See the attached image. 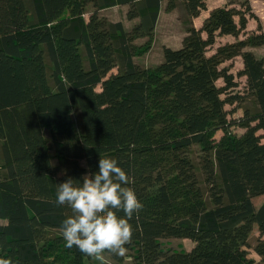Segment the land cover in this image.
I'll return each instance as SVG.
<instances>
[{
    "label": "trees",
    "instance_id": "trees-1",
    "mask_svg": "<svg viewBox=\"0 0 264 264\" xmlns=\"http://www.w3.org/2000/svg\"><path fill=\"white\" fill-rule=\"evenodd\" d=\"M165 1L168 11L179 1L191 25L162 62L141 66L136 56L152 48ZM207 1L0 0V260L260 264L249 255L255 226L264 260V202L253 201L264 195V57L250 49L264 45V30L261 22L248 30L259 20L249 0L241 8L228 0L196 27ZM119 5L132 28L100 14ZM227 104L243 114L231 118ZM105 156L119 161L143 204L126 254L105 251L114 262L65 246L72 210L55 202L57 183L82 180ZM163 238L194 245L176 249Z\"/></svg>",
    "mask_w": 264,
    "mask_h": 264
},
{
    "label": "clouds",
    "instance_id": "clouds-1",
    "mask_svg": "<svg viewBox=\"0 0 264 264\" xmlns=\"http://www.w3.org/2000/svg\"><path fill=\"white\" fill-rule=\"evenodd\" d=\"M57 184L56 204L72 210L62 222L65 246L90 257L106 250L124 256L133 236L130 221L143 204L119 161L100 157L97 171L83 175L82 180L69 178Z\"/></svg>",
    "mask_w": 264,
    "mask_h": 264
},
{
    "label": "rangeland",
    "instance_id": "rangeland-1",
    "mask_svg": "<svg viewBox=\"0 0 264 264\" xmlns=\"http://www.w3.org/2000/svg\"><path fill=\"white\" fill-rule=\"evenodd\" d=\"M235 4V6L241 8V2L243 0H232ZM252 6V9L254 13L258 16L259 20L256 19H249L248 22V30L249 31H258V23L261 22L262 29L264 30V0H249ZM167 1L164 2L163 6H166ZM178 6L176 9H173L171 11H168L163 7L157 27L155 29L154 34V42L152 48L143 55L136 56V61L139 65L148 67V66H155L158 63H160L161 60L164 59V47L169 46L172 48H178L182 45V41L184 36L187 33V28L191 25V22L189 19H187V16L185 15V12L183 10V7L181 6L180 2L178 1ZM126 9H125V8ZM124 10L127 14V7L124 6ZM93 8L92 3H89L88 5V12H90ZM102 16H105L107 20H113V19H119L124 18L125 25L128 29L132 28L135 21L129 20L127 16L124 14L123 9L121 6H116L112 8H105L103 11H100ZM204 14V13H203ZM86 16H89V13L86 14ZM238 18V17H237ZM192 24H195L192 19ZM198 27L200 25L198 24ZM242 37V36H241ZM235 40V37L229 35L218 38V42L216 45L220 43L225 42H232ZM141 41V40H139ZM252 51L255 52V54L259 57H264V45L259 47H251ZM85 54V52H84ZM85 63L87 64V57L84 55ZM243 68V60L241 57H236L233 63V71L238 72ZM239 80H241V87L238 88V90H244V84L246 81V77H237ZM219 84H223V80L219 81ZM99 89V86L97 87ZM227 109L230 110V117H239L243 114L242 107H235V105L227 104ZM236 131L241 133L243 131L242 128H236ZM222 131L218 133V137L222 135ZM44 135L48 139L49 144H52L51 140V132L48 129L44 130ZM264 142V139H263ZM198 150V148H196ZM55 162V161H54ZM253 201L256 205V207H259L261 203L264 202V195L256 196L253 198ZM6 220L0 219V223H6ZM251 240L255 242V237L251 235ZM162 242L165 245H170L173 248L181 249V248H187L191 246L192 241L190 239L182 240L180 238H168V239H162ZM253 248V246L251 245ZM96 259L100 260L101 262H110L114 260L111 258V256L103 252L100 254V256L96 257ZM126 262L128 264H132V260L128 257L126 258Z\"/></svg>",
    "mask_w": 264,
    "mask_h": 264
},
{
    "label": "crops",
    "instance_id": "crops-1",
    "mask_svg": "<svg viewBox=\"0 0 264 264\" xmlns=\"http://www.w3.org/2000/svg\"><path fill=\"white\" fill-rule=\"evenodd\" d=\"M227 1L228 0H208L207 1L208 8L206 10H203L202 13L199 16L193 18V21L195 23L194 25L196 27H198V24L201 26L203 24L205 18L209 15V12L212 9H214L216 7L224 6L227 3ZM119 6L122 7L124 14L127 16V14H126V12L124 10V8H125L124 6H126L127 7V10H128V5H119ZM114 7H116V6H114ZM163 7H165V9H166V6H162V9H163ZM108 8H112V7H108ZM102 11H103V9H102ZM161 12H162V10H161ZM160 15H161V13H160ZM112 21H123V22H125L124 18L113 19ZM162 61L163 60H161L160 62H162ZM251 235L255 237V240H257V238L259 236V231H258V227L257 226L254 227V230L252 231ZM251 235H250V238H249V242L254 247L255 244H256V241L253 242V240H251ZM180 239L187 240L188 238H180ZM193 245H194V242L192 241L191 246L190 247H187L186 249L187 250L191 249L193 247ZM249 255H250V257L256 259V261L259 262L260 264H264V260H262V257L255 252L254 248H250V254Z\"/></svg>",
    "mask_w": 264,
    "mask_h": 264
}]
</instances>
